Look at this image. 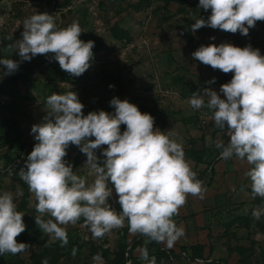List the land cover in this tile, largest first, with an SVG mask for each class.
Segmentation results:
<instances>
[{
	"label": "rangeland",
	"instance_id": "rangeland-1",
	"mask_svg": "<svg viewBox=\"0 0 264 264\" xmlns=\"http://www.w3.org/2000/svg\"><path fill=\"white\" fill-rule=\"evenodd\" d=\"M198 3L199 0H0V59L19 63L12 74H5L0 65V193L11 192L17 210L24 213L26 228L16 240L30 246L28 252L15 256L0 255V264H41L44 259L48 264H100L93 260L97 253L103 264L104 258L113 259L126 252L138 235L129 233L125 222L124 228L93 239L82 218L67 226L68 244L61 247L59 240L43 233L35 223L40 215L35 208L37 201L18 173L22 168L26 170L27 156L37 143L31 127L44 122L49 111L47 98L70 91L84 105V115L100 110L114 112L110 106L113 97L127 99L138 108L147 106L155 113L154 127L174 133L183 142L192 170L197 176L205 175L203 198L189 195L173 217L185 235L171 249L166 243L143 236L133 252V264H146L140 253L145 247L150 257H156L157 264L161 262L156 254L158 247L166 252L161 264H264V198L252 197L250 180L245 176L251 166L246 159L220 158L215 144H227L229 135L227 129L215 126L213 112L206 106L207 98L201 109H193L188 103L192 93L205 88L225 99L220 86L233 75L204 65L191 54L201 45L231 43L237 47L251 45L264 55V21L249 28L247 36L207 26L192 31L196 19L206 20L211 14L210 9L198 8ZM41 13L53 15L58 28L78 20L84 31L79 38L94 41L91 66L79 77L62 70L52 54L37 55L30 61H22L18 55L23 21ZM7 42L12 45L10 53L4 47ZM11 76L17 79L12 81ZM212 78L215 82L208 83ZM12 121L17 122V131L10 129ZM120 129L123 132L126 126ZM106 147L95 150L101 166ZM66 151L65 161L91 183L95 177L80 147L70 144ZM108 186L113 187L111 182ZM108 203L120 211L114 188ZM254 210L261 212L258 219L253 216ZM49 218L47 214L43 217ZM201 241L206 249L203 258L190 261V245ZM73 247L77 249L75 257L71 255Z\"/></svg>",
	"mask_w": 264,
	"mask_h": 264
},
{
	"label": "clouds",
	"instance_id": "clouds-1",
	"mask_svg": "<svg viewBox=\"0 0 264 264\" xmlns=\"http://www.w3.org/2000/svg\"><path fill=\"white\" fill-rule=\"evenodd\" d=\"M198 8L210 9L211 14L206 20L196 19L192 31L207 26L247 36L249 28L264 21V0H199ZM23 27L22 40L17 41L22 61L52 54L62 70L76 77L90 68L94 41L79 38L84 31L78 20L58 28L53 15L41 13L26 18ZM6 51L10 53L12 45ZM191 55L222 73H233L231 80L220 86L225 99L205 88L192 93L188 103L193 109H201L207 98L206 106L213 112L215 126L222 131L227 129L229 135L227 144H215L220 158L246 159L251 166L245 176L250 180L252 197L264 198V55L251 45L237 47L231 43L201 45ZM0 65L5 74L19 68L12 59H0ZM214 82L212 78L208 83ZM47 105L44 122L31 127L37 143L27 156L26 170L22 168L18 173L37 201L35 208L40 215L35 223L39 229L64 247L68 244L67 226L82 218L93 239H102L112 230L124 228L127 222L129 233L173 248L185 235L173 217L189 195L202 199L206 191L185 157L183 142L174 133L155 128L154 118L141 113L127 99L113 97L112 113L100 110L87 115L73 91L53 93L47 98ZM121 125L126 126L123 132ZM70 144L79 146L86 155L85 164L95 177L91 183L65 161ZM102 145L107 146L102 152L103 166L95 154ZM113 188L119 212L108 203ZM46 214L51 218L43 219ZM260 214L253 211L257 219ZM23 216L12 193H0V255L28 252L30 246L16 240L26 228ZM76 253L73 247L71 255L75 257ZM140 253L146 264H157L146 247ZM93 260L102 264L99 253ZM41 264H48V260Z\"/></svg>",
	"mask_w": 264,
	"mask_h": 264
},
{
	"label": "trees",
	"instance_id": "trees-1",
	"mask_svg": "<svg viewBox=\"0 0 264 264\" xmlns=\"http://www.w3.org/2000/svg\"><path fill=\"white\" fill-rule=\"evenodd\" d=\"M123 35H125V34H123ZM115 39L120 40L123 38L115 37ZM4 45H5L4 46L5 49H7V46L11 45V43L7 42ZM6 53H9V52L6 51ZM10 79L12 81H14L17 78L15 76H11ZM22 79H24V76L22 77ZM138 109L141 111V113H148L149 115H151L154 118V125H155L156 117H155V113L153 110L149 109L147 106H140ZM11 125H12V127L10 128L11 130H15V131L18 130L17 129V127H18L17 122L12 121ZM233 157H235V156H233ZM197 178L199 180L203 181L205 179L204 173L198 175ZM20 235L23 236V233H21ZM142 237H143L142 235L138 234L137 237L135 239H133V242L128 247V250L126 252L116 254L113 257V259L104 258L103 264H127L128 261H131V263L133 264V259H134L133 258V252L135 251L136 248H138L140 246V241H141ZM189 249H190V253H191L189 256L190 261H194L195 259H198V258H200V259L203 258L204 248L202 245L190 246ZM125 253H127V256L125 255ZM156 254H157V257L161 260V262H162V260L166 259V252L164 249L158 247ZM161 262H159V264H161Z\"/></svg>",
	"mask_w": 264,
	"mask_h": 264
},
{
	"label": "crops",
	"instance_id": "crops-1",
	"mask_svg": "<svg viewBox=\"0 0 264 264\" xmlns=\"http://www.w3.org/2000/svg\"><path fill=\"white\" fill-rule=\"evenodd\" d=\"M194 245H202L203 246V248H204V250H203V255H204V251H206V249H205V243L203 242V241H201V242H198V243H195V244H192V245H190V246H194ZM210 247V246H209Z\"/></svg>",
	"mask_w": 264,
	"mask_h": 264
}]
</instances>
